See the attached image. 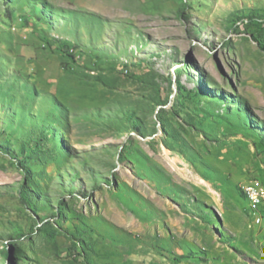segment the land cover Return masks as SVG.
<instances>
[{"label":"rangeland","instance_id":"374dc122","mask_svg":"<svg viewBox=\"0 0 264 264\" xmlns=\"http://www.w3.org/2000/svg\"><path fill=\"white\" fill-rule=\"evenodd\" d=\"M250 17L264 0H0V264H264Z\"/></svg>","mask_w":264,"mask_h":264},{"label":"trees","instance_id":"16d2710c","mask_svg":"<svg viewBox=\"0 0 264 264\" xmlns=\"http://www.w3.org/2000/svg\"><path fill=\"white\" fill-rule=\"evenodd\" d=\"M184 1V0H183ZM40 5H44L43 3H40ZM180 16H182L184 14L183 11H180L179 12ZM250 24L251 26L253 27H257L259 29H262L264 24L259 20V18L257 17H250ZM72 50V49H71ZM70 51H67L66 53H62L60 52L59 50H56L58 51L59 54H61V57L64 59V60H69V59H74L75 58V54L72 53ZM17 161L22 165V166H28L29 164H31L32 160L30 157H26V158H22V156H18L17 157ZM21 198L22 200L24 201V203L27 205V206H30L31 205V200L30 198L27 196V194L25 193H21Z\"/></svg>","mask_w":264,"mask_h":264},{"label":"bare ground","instance_id":"6f19581e","mask_svg":"<svg viewBox=\"0 0 264 264\" xmlns=\"http://www.w3.org/2000/svg\"><path fill=\"white\" fill-rule=\"evenodd\" d=\"M173 164H175V161H173ZM245 190L250 199V202H252L254 206H260L264 204V189L263 188L248 186L245 188Z\"/></svg>","mask_w":264,"mask_h":264},{"label":"built area","instance_id":"2783aa9c","mask_svg":"<svg viewBox=\"0 0 264 264\" xmlns=\"http://www.w3.org/2000/svg\"><path fill=\"white\" fill-rule=\"evenodd\" d=\"M254 219V218H253Z\"/></svg>","mask_w":264,"mask_h":264}]
</instances>
